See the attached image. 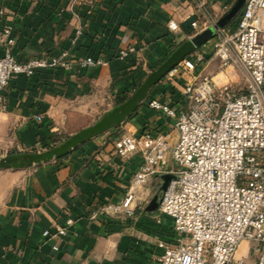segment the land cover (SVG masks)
<instances>
[{
    "label": "crops",
    "instance_id": "1",
    "mask_svg": "<svg viewBox=\"0 0 264 264\" xmlns=\"http://www.w3.org/2000/svg\"><path fill=\"white\" fill-rule=\"evenodd\" d=\"M201 1L202 7L193 0H81L72 10L68 0H0V54L4 28L10 24L12 51L20 60L51 59L64 51L75 59L105 60L99 66L46 68L15 76L4 92L6 109L0 114V159L52 148L64 136L95 123L132 95L180 44L210 27L194 29L193 21L210 16L233 28L244 6L226 20L238 0ZM215 39L190 55L205 53L207 61L198 65L197 73L216 78L222 67L212 51ZM129 46L136 52L119 59L120 49ZM187 79L164 76L130 116L63 157L0 169V263L158 264L162 243L175 234L172 219L159 210L162 194L157 191L166 174L136 188L133 214L106 209L123 201L143 163L141 154L120 156L115 142L146 131L169 134L174 142L176 118L149 102L156 98L178 112L186 109ZM232 79L240 81L239 76ZM167 161L171 166L170 155ZM69 219L74 224L66 237L43 235Z\"/></svg>",
    "mask_w": 264,
    "mask_h": 264
},
{
    "label": "built area",
    "instance_id": "2",
    "mask_svg": "<svg viewBox=\"0 0 264 264\" xmlns=\"http://www.w3.org/2000/svg\"><path fill=\"white\" fill-rule=\"evenodd\" d=\"M68 1L73 10L81 0ZM193 1L202 7L201 0ZM208 26H215L214 56L220 59L223 79L197 73L198 65L207 61L203 52L188 55L165 75L170 80L188 77L183 89L186 109L178 112L156 98L149 102L176 118L177 138L172 142L169 134L150 131L118 138L117 153L141 154L143 163L123 201L105 208L133 214L136 188L153 176L171 174L159 210L172 219L175 234L162 243L158 264H247L245 257L237 256L244 240L253 244V264H264V0H246L233 28L217 26L210 16L192 22L197 30ZM14 42L13 26L8 24L0 54V114L6 109L4 92L17 75L105 63L101 57L75 59L68 51L51 59L20 60L12 51ZM135 52L134 46L122 48L118 58L126 60ZM235 76L240 81L233 80ZM73 224L69 219L54 232L45 229L43 235L66 237Z\"/></svg>",
    "mask_w": 264,
    "mask_h": 264
},
{
    "label": "water",
    "instance_id": "3",
    "mask_svg": "<svg viewBox=\"0 0 264 264\" xmlns=\"http://www.w3.org/2000/svg\"><path fill=\"white\" fill-rule=\"evenodd\" d=\"M245 1L246 0H238L227 15L226 20H230L239 12ZM217 26H223V20L217 22ZM214 35L215 26H210L202 32L185 40L159 66L148 74L143 83L132 95H130L124 102L116 105L112 110L104 114V116L95 123L79 130L60 144L44 151L20 152L4 156L0 159V169L27 167L63 157L74 150L78 145L84 143L92 137L114 128L138 108V106L147 97L151 88L156 85L170 70L175 68L196 48L213 38ZM163 178L164 181L162 190H165L169 180L172 178V175L166 174ZM154 203L157 205L156 200H154Z\"/></svg>",
    "mask_w": 264,
    "mask_h": 264
},
{
    "label": "rangeland",
    "instance_id": "4",
    "mask_svg": "<svg viewBox=\"0 0 264 264\" xmlns=\"http://www.w3.org/2000/svg\"><path fill=\"white\" fill-rule=\"evenodd\" d=\"M215 48L212 49L213 53L215 52ZM222 77V74H220L219 76H217L215 79L217 81H219L218 79ZM68 137L64 136V140H66ZM63 140V141H64ZM61 141V142H63ZM34 152V151H33ZM163 184V183H162ZM158 186V185H157ZM160 186V185H159ZM158 186V187H159ZM162 187V185H161ZM164 190L161 189V191L158 189V193H160V195L162 194ZM249 245V246H248ZM253 244L247 240H244L241 245H240V248H239V251L237 253V256L238 257H245L246 260H247V264H253L257 258V255L249 248L251 247L252 248Z\"/></svg>",
    "mask_w": 264,
    "mask_h": 264
},
{
    "label": "trees",
    "instance_id": "5",
    "mask_svg": "<svg viewBox=\"0 0 264 264\" xmlns=\"http://www.w3.org/2000/svg\"><path fill=\"white\" fill-rule=\"evenodd\" d=\"M61 141V140H60ZM47 147H50V146H47Z\"/></svg>",
    "mask_w": 264,
    "mask_h": 264
}]
</instances>
